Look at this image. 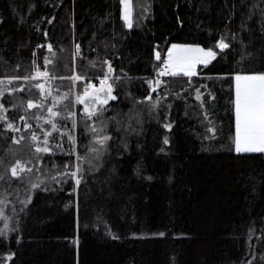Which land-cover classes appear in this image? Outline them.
Segmentation results:
<instances>
[{
  "label": "trees",
  "instance_id": "16d2710c",
  "mask_svg": "<svg viewBox=\"0 0 264 264\" xmlns=\"http://www.w3.org/2000/svg\"><path fill=\"white\" fill-rule=\"evenodd\" d=\"M131 2L129 28L121 0H0V175L12 183L8 189L0 181V193L8 192L3 210L9 228L19 222L18 231L0 237V264H245L251 251L264 252V154L235 153V82L224 75L264 67L249 55V36L240 31L260 0ZM259 36L252 38L257 46ZM219 38L232 45L224 59L198 66L191 79L170 76L156 84L172 43L219 53ZM37 69L47 77L34 78ZM105 76L119 100L97 105L89 118L74 97ZM38 83L45 84V95ZM29 100L40 106L28 108ZM50 105L60 112L56 128L48 123ZM101 112L106 128L97 134L112 135L107 143L113 147L92 172L88 159L99 145L91 127H100ZM5 117L21 131L7 130ZM165 123H172L171 131ZM60 132L62 151L54 147ZM45 138L53 153H35ZM16 159L32 169L22 176L38 187L16 183L10 171ZM65 163L84 169L75 190L72 179L56 183L65 179L56 176ZM4 224L0 217V229ZM9 251L15 253L11 261Z\"/></svg>",
  "mask_w": 264,
  "mask_h": 264
},
{
  "label": "snow or ice",
  "instance_id": "6c2138e0",
  "mask_svg": "<svg viewBox=\"0 0 264 264\" xmlns=\"http://www.w3.org/2000/svg\"><path fill=\"white\" fill-rule=\"evenodd\" d=\"M121 3L124 7L123 19L127 22V26L129 28L132 27L130 20V6L129 0H121ZM254 9H258V12L250 13L246 17H243L242 22L240 24V31L249 36V44H251L250 48L246 47L249 55H254L257 61L264 66V0H260L258 5L252 6ZM54 19V17H53ZM51 22V20H49ZM258 26V27H257ZM259 32V39L262 43L257 46L253 43L252 38L255 36V33ZM46 35V33H45ZM235 39V37H233ZM220 52L213 50V48L202 47L198 44L191 43H172L170 48L167 50V58L163 60V66L158 69V76H184L191 79L192 77L197 75L198 66L207 67L212 61L216 60L218 55H220L221 59H224L228 53L225 50H228L232 47V45L224 38H219L216 45ZM51 44L48 45L49 50H51ZM77 49H79V44H77ZM155 59L157 61L161 60V55L159 52L155 53ZM109 72L113 71L111 62L108 61ZM47 71H40L39 69L35 72L36 79H40L42 77H47ZM224 75L233 76L235 82V135H234V151L236 154H252V153H261L264 154V67L259 72L254 73H242V72H228L224 73ZM25 80L33 79L31 76L23 77ZM76 80H80V76L75 77ZM151 83V81H149ZM159 83V81H157ZM37 88L40 89L41 95H45L47 93V89L45 88V84L38 83L36 85ZM206 87V85H204ZM197 95L196 99L200 100L202 97V93H200L199 89L196 90ZM214 99V97H211ZM118 99L117 95L113 94V87L108 82V76H105L100 80L99 87H97L94 83H89L84 86L83 93L76 96V101L84 105V112L88 114V117L91 118L94 115V110L96 105H108L109 101H116ZM149 100L152 99L151 96L148 97ZM158 103V101H157ZM203 103V101H202ZM40 105L35 103L33 100H29L27 103L28 108L39 107ZM0 107H3L0 105ZM106 110V109H105ZM48 123L52 128H56V123L53 122V118L60 115V112L53 111L50 107L48 108ZM68 116H73L74 113L68 112ZM21 120H24L25 117L21 116ZM96 119L99 121L100 127L96 126L91 127V132L93 135V139L99 147H92L91 153L92 156L88 159L89 171L95 172L101 166L100 161L104 157V155L110 152L112 145H108V141L113 139V136L110 134H97L101 133L106 128V122L103 117V112H101ZM4 127L11 132H20L21 129L15 127L12 122L7 120L5 117ZM25 128H31L30 124L25 123ZM75 124L72 125V129H75ZM165 129L171 131L172 123H165L163 125ZM84 128H89L87 123L84 124ZM59 131V129H58ZM119 131V128L116 129ZM135 131V129H133ZM48 134L45 133V136ZM65 132H60L61 141L56 143L54 147L58 150L62 151V141ZM21 137L20 139H23ZM32 140L38 141V137L35 133L32 134ZM67 139L70 145H74L76 141L73 139V135L71 131L67 132ZM19 143V140L15 141ZM43 146H36L35 153H53V148L49 147V141L47 138L43 140ZM164 144H168L169 140L167 136L163 139ZM87 147V146H86ZM118 147V145H117ZM128 147L127 143H123V148L126 150ZM160 151H164L163 148ZM68 156H72L71 151L66 153ZM122 155V153H121ZM35 160L39 161L42 159L40 156H34ZM83 157L77 156L76 160H80ZM32 162L31 159L27 161L28 164ZM0 163H3L0 160ZM11 176L15 178V181L18 185H30L31 188H36L39 185L33 183L32 180L28 177L22 176V173L25 171L31 172L32 169L28 168L24 162L20 159H16L13 166H11ZM137 175L140 174L139 168L136 169ZM56 176L64 177L63 180H56V183H65L67 179L74 180L73 189L79 188L81 181L84 177V169L81 165L75 164L72 170H69V166L67 163L64 164L63 170L58 172ZM55 179V177H53ZM146 179L151 180L152 177L148 176ZM171 179V177H170ZM0 181L4 182L7 185L8 189H12V183L4 181V176L0 175ZM2 186V185H0ZM45 190L55 191L52 188H46ZM0 217H2L5 221L4 228L0 229V237H7L8 232L10 231H18V220L9 228V217L4 215V205L8 203V192L4 191L0 193ZM31 200V196L28 195L24 201H21L22 205L29 203ZM68 207V205H65ZM15 211V209H13ZM20 211H23V207H21ZM134 235V234H133ZM163 235V233H160ZM17 243H19V236L17 237ZM14 252L9 251L6 260L11 261ZM250 259L246 260L245 264H264V252H257L255 250L249 253Z\"/></svg>",
  "mask_w": 264,
  "mask_h": 264
},
{
  "label": "built area",
  "instance_id": "2783aa9c",
  "mask_svg": "<svg viewBox=\"0 0 264 264\" xmlns=\"http://www.w3.org/2000/svg\"><path fill=\"white\" fill-rule=\"evenodd\" d=\"M81 54H82V48L79 46V49H77V46H76L75 51H74V57H75V58H79V57L81 56ZM162 66H163V65H162ZM162 66H161V67H162ZM168 77H170V76H167V75H166V76H158V75H157V77H156V81H159L158 84H160V83L162 82L163 79L168 78ZM72 80H73L74 83L76 84V81H77V80L75 79V77H73ZM156 84H157V82H156ZM150 85H151L152 87H155V80H154V79L151 80Z\"/></svg>",
  "mask_w": 264,
  "mask_h": 264
},
{
  "label": "rangeland",
  "instance_id": "374dc122",
  "mask_svg": "<svg viewBox=\"0 0 264 264\" xmlns=\"http://www.w3.org/2000/svg\"><path fill=\"white\" fill-rule=\"evenodd\" d=\"M129 6H130V20H131V24H132V26H133V22H134V19H133V8H132V2H131V0H129ZM123 14H124V7H123ZM126 22V21H125ZM126 24H127V22H126ZM132 28V27H131ZM167 58V57H166ZM97 86V85H96ZM97 87H99V86H97ZM45 99H47L48 97H44ZM204 97H203V95H202V97H201V101H202V99H203ZM59 100H56L55 99V102H58ZM74 103H78L77 101H76V95H75V97H74ZM45 104H46V102H45ZM47 107V110H48V108H50L51 107V105L50 106H46ZM52 109H53V111H57L56 110V108L55 107H51ZM58 117V116H57ZM56 118V117H55ZM55 118H53V122L55 123Z\"/></svg>",
  "mask_w": 264,
  "mask_h": 264
},
{
  "label": "water",
  "instance_id": "95a60500",
  "mask_svg": "<svg viewBox=\"0 0 264 264\" xmlns=\"http://www.w3.org/2000/svg\"><path fill=\"white\" fill-rule=\"evenodd\" d=\"M113 94L116 95L114 92H113ZM118 100H119V99H117L116 101H111V100H110L108 105H102V106H109V105H111V104H113V103H117ZM97 105H99V104H97ZM97 105H96V106H97Z\"/></svg>",
  "mask_w": 264,
  "mask_h": 264
},
{
  "label": "bare ground",
  "instance_id": "6f19581e",
  "mask_svg": "<svg viewBox=\"0 0 264 264\" xmlns=\"http://www.w3.org/2000/svg\"><path fill=\"white\" fill-rule=\"evenodd\" d=\"M77 46V45H76ZM76 46H75V48H76ZM80 46V45H79ZM81 47V46H80ZM75 51V50H74Z\"/></svg>",
  "mask_w": 264,
  "mask_h": 264
}]
</instances>
